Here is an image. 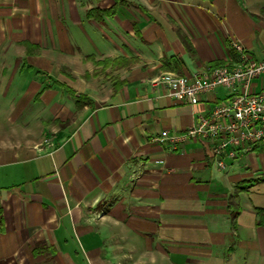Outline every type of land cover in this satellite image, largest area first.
<instances>
[{"label": "crops", "instance_id": "obj_1", "mask_svg": "<svg viewBox=\"0 0 264 264\" xmlns=\"http://www.w3.org/2000/svg\"><path fill=\"white\" fill-rule=\"evenodd\" d=\"M127 1L99 22L88 10L114 0H0V264L264 253V151L222 169L200 138L173 149L161 132L183 134L225 94L190 105L154 84L236 57L233 41L264 59V0ZM105 58L133 63L96 71Z\"/></svg>", "mask_w": 264, "mask_h": 264}, {"label": "built area", "instance_id": "obj_2", "mask_svg": "<svg viewBox=\"0 0 264 264\" xmlns=\"http://www.w3.org/2000/svg\"><path fill=\"white\" fill-rule=\"evenodd\" d=\"M233 47L236 57L222 64L207 65L188 74L163 72L154 79V84L163 87V96L190 105L198 104L202 95L217 87L226 90L225 96L210 111L199 115L183 134L161 132L173 149L187 139L204 140L222 169L226 160L256 149L264 151V59H256L235 41ZM257 79L261 81L259 89Z\"/></svg>", "mask_w": 264, "mask_h": 264}, {"label": "trees", "instance_id": "obj_3", "mask_svg": "<svg viewBox=\"0 0 264 264\" xmlns=\"http://www.w3.org/2000/svg\"><path fill=\"white\" fill-rule=\"evenodd\" d=\"M120 6H127V7H131L132 4L127 1V0H114V5H112L111 7L109 8H91L90 10H88L86 16L89 18V19H95L97 21H102L103 17L104 16H111V15H114L118 9V7ZM183 42L186 46V48L189 49V43L188 41L183 38ZM232 57H234V54H231ZM88 58H91V57H88ZM172 61L173 62H178V60L176 59V57H171ZM103 64V66H109V65H112L113 66H123V65H130L131 63H133L131 61V59H122V58H116V59H111V58H105L103 60V62H101L100 60L98 61H95V64L98 65V64ZM220 63L219 62H215V63H212L211 65H219ZM85 103H89V99L85 96H78L76 97V105L79 107ZM245 183V182H243ZM248 186L247 184H241V183H237L236 184V189H246ZM235 195H230V198L234 197ZM231 206H228L229 207V213L231 215V218L234 220L237 216V212H239V206L238 205H234V203H230ZM258 215V221H257V225H261V224H264V208H256V211H255ZM234 226V224L232 225Z\"/></svg>", "mask_w": 264, "mask_h": 264}, {"label": "rangeland", "instance_id": "obj_4", "mask_svg": "<svg viewBox=\"0 0 264 264\" xmlns=\"http://www.w3.org/2000/svg\"><path fill=\"white\" fill-rule=\"evenodd\" d=\"M104 59L100 60L101 62H103ZM99 61V60H98ZM98 64V63H97ZM96 66H99L98 69H96V71H100L102 69H104L103 64H98ZM220 93L225 94V90H223V88H218V90ZM246 247H236L235 248V254L233 255V258L230 259V262L228 261V259L230 257L227 258V249L224 248H218V249H213V258H212V264H264V253L263 251H261L262 248H257L254 249L250 246H252V243H246L245 245ZM187 251V249H184ZM205 252L206 249H199L198 254H196L194 252V255L196 257H198V260H201L202 258L205 257ZM189 253V251H188ZM258 254L260 255V258L258 256ZM176 254H174L175 256ZM180 255L178 254L177 257H179ZM175 258V257H174ZM197 261L189 259L187 261V263L185 264H196ZM166 264H170L169 262ZM198 264V263H197ZM203 264V263H201ZM207 264V263H206ZM210 264V263H209Z\"/></svg>", "mask_w": 264, "mask_h": 264}]
</instances>
